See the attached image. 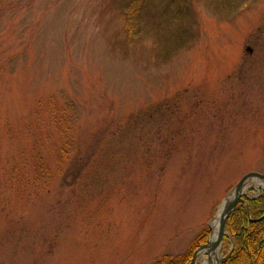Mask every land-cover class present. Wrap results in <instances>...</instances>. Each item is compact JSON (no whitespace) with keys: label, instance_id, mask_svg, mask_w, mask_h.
Returning a JSON list of instances; mask_svg holds the SVG:
<instances>
[{"label":"rangeland","instance_id":"1","mask_svg":"<svg viewBox=\"0 0 264 264\" xmlns=\"http://www.w3.org/2000/svg\"><path fill=\"white\" fill-rule=\"evenodd\" d=\"M166 1L0 0V264L183 255L264 176V0H185L167 60L148 18Z\"/></svg>","mask_w":264,"mask_h":264},{"label":"trees","instance_id":"2","mask_svg":"<svg viewBox=\"0 0 264 264\" xmlns=\"http://www.w3.org/2000/svg\"><path fill=\"white\" fill-rule=\"evenodd\" d=\"M241 1L212 0V3L218 10L232 12L239 9ZM193 16L192 8L185 0H167L161 8L151 11L148 18L152 50L156 57L171 59L186 46L191 38ZM124 28L128 46L139 28H130L129 24ZM209 232L206 229L200 234L185 254L175 257L161 255L153 264H189L192 253L201 243L206 242ZM226 232L232 243V250L222 264H264V191L255 198L242 197V202L237 204L226 221Z\"/></svg>","mask_w":264,"mask_h":264},{"label":"water","instance_id":"3","mask_svg":"<svg viewBox=\"0 0 264 264\" xmlns=\"http://www.w3.org/2000/svg\"><path fill=\"white\" fill-rule=\"evenodd\" d=\"M259 180L261 182H264V176L253 172V173H249L247 175H245L233 188V190L230 192V194L234 193V197L230 200L229 199V195L226 198V200L223 202V209H222V213H221V217H220V227H219V231L218 234L216 236V238L214 239V241L212 243H210V238L207 241L206 244L202 245L199 247V249L193 254L192 256V260L190 262V264H194L196 257L198 255L199 252H201L202 250L208 249L210 246H215V245H220L222 243L223 238L226 236V221L229 217V215L233 212V210L235 209V207L237 206L238 203L242 202V197L245 195V192L249 189L246 184L247 182H249L250 180ZM211 232V229H210ZM221 264V263H220Z\"/></svg>","mask_w":264,"mask_h":264},{"label":"bare ground","instance_id":"4","mask_svg":"<svg viewBox=\"0 0 264 264\" xmlns=\"http://www.w3.org/2000/svg\"><path fill=\"white\" fill-rule=\"evenodd\" d=\"M259 186L264 187V182H261ZM233 197H234V193L229 195L230 200ZM222 209H223V206L220 207L217 217L210 224L211 226L210 227L211 229L210 243L214 241V239L216 238L218 234ZM197 256H201L202 259L200 261L195 260L194 264H220L222 260L221 245H215V246L212 245L208 249H205L199 252Z\"/></svg>","mask_w":264,"mask_h":264}]
</instances>
